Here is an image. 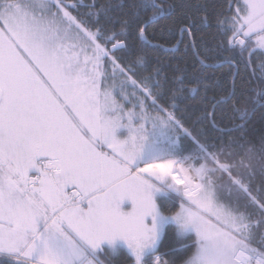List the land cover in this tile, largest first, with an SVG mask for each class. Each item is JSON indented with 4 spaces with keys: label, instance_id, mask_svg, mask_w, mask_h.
Wrapping results in <instances>:
<instances>
[{
    "label": "snow or ice",
    "instance_id": "snow-or-ice-1",
    "mask_svg": "<svg viewBox=\"0 0 264 264\" xmlns=\"http://www.w3.org/2000/svg\"><path fill=\"white\" fill-rule=\"evenodd\" d=\"M0 264H264V0H0Z\"/></svg>",
    "mask_w": 264,
    "mask_h": 264
}]
</instances>
